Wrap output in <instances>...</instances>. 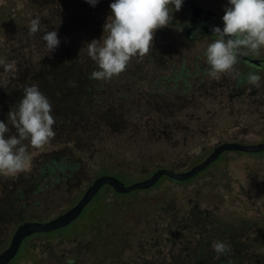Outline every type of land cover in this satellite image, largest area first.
I'll return each instance as SVG.
<instances>
[{"label":"rangeland","instance_id":"obj_1","mask_svg":"<svg viewBox=\"0 0 264 264\" xmlns=\"http://www.w3.org/2000/svg\"><path fill=\"white\" fill-rule=\"evenodd\" d=\"M41 1L0 0V60L15 65L14 72H6L0 64V121L6 123L10 134H16V129L7 121L8 112L24 94V89H12L18 83L14 75L19 68L13 56V37H18V33L22 36L21 29L28 21L48 15L42 12ZM198 1L210 8L221 9L225 4L223 0ZM169 8L174 20L183 15V8ZM260 111L262 115L252 122L232 124L225 118L210 125L208 132L188 133L189 139L178 143L128 137V129L118 124L105 129L113 136L93 141L92 146L73 137L66 140L55 135L37 149L25 140L31 156L30 168L15 176L0 174V251L8 245L19 221H44L63 212L103 170L120 175L117 177L127 183L140 180L161 166L176 171L188 169L203 158L196 156L197 144L213 146L231 134L248 143L264 140V109ZM235 125H239L237 131ZM60 150L66 151L61 154ZM62 159L72 164L76 177L70 174L53 191L49 187L34 190L40 169ZM50 176L58 180L62 177L58 168ZM147 189L126 194L103 186L70 224L49 234L31 236L14 264H172L183 251L181 247L192 245L201 236L193 222L183 221L182 225H186L180 231L175 223L194 205L201 208L198 213L206 221L203 227L212 228L215 223L210 220H216L222 224L223 233L229 231L226 240L234 242L236 236L241 240L250 234V240L264 245V151H225L189 180L174 182L162 176L156 186ZM18 196L21 199L12 205ZM246 229H250L249 234ZM184 256L190 259L187 253Z\"/></svg>","mask_w":264,"mask_h":264},{"label":"flooded vegetation","instance_id":"obj_2","mask_svg":"<svg viewBox=\"0 0 264 264\" xmlns=\"http://www.w3.org/2000/svg\"><path fill=\"white\" fill-rule=\"evenodd\" d=\"M194 1L202 8L197 17H193L191 9L182 3L180 12L183 15L179 20L173 18L168 26L155 31L149 54L133 57L125 71L104 81L91 78V73L99 69L87 53V43L93 39H100L102 43L106 35L103 25L111 15L113 0H98L95 6L87 0H42L39 2L42 12L55 13L56 16L49 18L44 15L41 25L44 24V32L49 28L58 29L61 32L58 35L60 43L50 58L45 53L38 59L32 55L26 58L17 53L16 46L21 40L27 45L33 41L32 38L14 36L13 56L19 62V68L14 75L18 83L12 89L22 90L37 84L53 106L56 136L66 140L73 137L88 146L113 136L105 129L116 124L128 129L125 132L128 137H149L178 143L180 139L188 140V133L208 132L210 125L219 124L225 118L232 124L252 122L262 115L260 109H264V48L260 49L259 55L249 53L239 58L234 68L242 74L241 80L234 79L230 74H223L218 80L209 77L210 66L205 52L208 44L216 38L212 34L213 26L223 28V7L228 6V0H223L225 4L221 9ZM72 29L74 32H71ZM34 44L40 46L41 42L36 40ZM37 46L31 45L32 48ZM20 70L23 72L18 74ZM249 72H256L262 77L259 87L247 83ZM238 126H234L235 131ZM223 138L213 146L197 144L199 150L196 156L204 159L222 142L248 143L233 134ZM233 151L240 150H226ZM65 161L62 159L59 163L62 168L60 180L51 178L45 171L41 177L45 184L37 182L34 190L49 187L53 191L55 185L67 180L70 174L75 176L74 167ZM165 168L174 170L169 166ZM103 174L118 175L103 170L97 176Z\"/></svg>","mask_w":264,"mask_h":264},{"label":"clouds","instance_id":"obj_3","mask_svg":"<svg viewBox=\"0 0 264 264\" xmlns=\"http://www.w3.org/2000/svg\"><path fill=\"white\" fill-rule=\"evenodd\" d=\"M95 6L98 0H87ZM183 0H113L111 15L106 18L102 43L93 39L87 43V53L99 70L91 73V78L108 81L126 70L133 57H144L152 49L154 33L166 27L173 19V10L179 11ZM223 28L213 26L215 39L208 44L205 52L208 75L218 80L223 74H230L241 80L242 74L235 70L242 55H259L264 48V0H228L222 16ZM41 19L30 21L29 35L40 31ZM48 51L58 47L60 40L56 29L45 31L43 35ZM246 49V52H242ZM6 72H14V63H5ZM262 77L256 72L247 74V83L259 87ZM22 99L8 112V120L16 129L11 131L4 121H0V174L15 176L28 170L31 156L28 153V140L31 147L42 148L56 135L53 106L41 92L37 84L24 88ZM9 124V123H7ZM8 133L7 138L5 134ZM213 249L220 255L230 251V245L216 241Z\"/></svg>","mask_w":264,"mask_h":264},{"label":"trees","instance_id":"obj_4","mask_svg":"<svg viewBox=\"0 0 264 264\" xmlns=\"http://www.w3.org/2000/svg\"><path fill=\"white\" fill-rule=\"evenodd\" d=\"M51 15L56 16L55 13H50L48 14L47 17L50 18ZM27 23L28 24H26L21 29L23 34H26L27 36H23V34L22 36H20V34L18 33V37H31L33 41H30L29 44L25 45V41L21 40L19 43H17V46H16L17 53H20L21 55H23V57H26V58L32 55V57H34L35 59H38L41 56V54L44 55V53L45 55L49 56V58L52 57L55 51L50 53L47 49L46 41H44L43 39L44 30H45L44 24L43 26L40 24L39 32H37L33 36H30L29 35L30 22L28 21ZM53 29L49 28V31ZM56 31L58 35L61 33L60 31H58V29H56ZM71 32H74L73 29L71 30ZM36 40H40L41 42L40 46H37L38 44H34ZM31 45H36L37 47L32 48ZM55 50H57V48ZM53 163H57V164L53 166L48 165L47 169L45 166H43V168L40 169L36 182L45 184V183H42L44 179L41 178L43 177L42 175H44L45 171H47L51 175V173L54 172L55 168H58L59 171L62 170V168L59 167L60 161L56 160V162L53 161ZM154 186H156V184H154L150 188H153ZM133 192L135 191H131L126 194H131ZM18 199H21V197L20 196L16 197L14 201L12 202L13 203L12 205L16 204V202H18ZM192 207L189 210H187L186 215L183 218L182 217L176 218L177 220L175 221V223L176 225H178V230L180 231L182 230V227L186 225V224L182 225L183 221H187V222L190 221L189 224L190 223L192 224L193 222L195 224L194 228H196L197 231L201 233V236H197V238L192 241V245L186 244L185 248L184 246L181 247V250L183 251L180 253V255L178 254L175 256V259L172 261L173 262L172 264H264V245L261 246L260 244L255 243L254 241L250 240V237H249L250 234L248 233L250 232V229H246V232L249 234L248 237L244 236L243 238H241V240H237L238 237L236 236L235 241L230 242V240H226L227 234L229 233V231H227L226 233L225 232L223 233V226L221 223L219 224V222L216 220L215 221L210 220V222L215 223L214 226L208 229L206 227H203V224L206 223V221H203L205 219H203L200 213H198V211H200L201 208H198V206L196 205ZM173 211L174 210H172V212ZM179 221H181L180 222L181 226H179L180 224ZM20 222L22 221H19L17 224H19ZM241 231L243 232L244 230H241ZM49 233L50 232L48 233L44 232V233H37L33 235H41V234L45 235ZM30 237L31 236L24 239V241L22 242L20 246L18 254L8 264H14L16 262L17 256L25 248L26 243L28 242V239ZM216 241H224L230 245V251L226 254L220 255L219 258H217V253L213 249V244ZM185 253H187L188 256H190L189 260H186V257L184 256ZM48 264H55V263H48Z\"/></svg>","mask_w":264,"mask_h":264},{"label":"water","instance_id":"obj_5","mask_svg":"<svg viewBox=\"0 0 264 264\" xmlns=\"http://www.w3.org/2000/svg\"><path fill=\"white\" fill-rule=\"evenodd\" d=\"M184 5L191 9L193 17H197L201 6L194 0H183ZM226 150H240L245 152H260L264 150V140L257 143H242L226 141L216 145L212 151L200 162L190 168L175 171L161 167L155 169L147 178L125 184L115 175L103 174L97 176L84 190L80 198L69 208L48 220H25L14 229L8 245L0 251V264H8L17 255L23 240L35 233H44L60 229L70 224L82 212L83 208L91 201L96 193L105 185L110 186L117 193H128L135 190H143L153 186L161 176H167L176 181L191 178L199 171L210 165L218 156Z\"/></svg>","mask_w":264,"mask_h":264}]
</instances>
